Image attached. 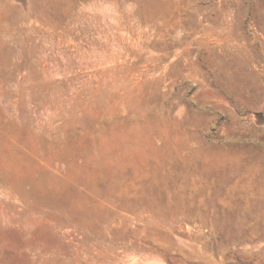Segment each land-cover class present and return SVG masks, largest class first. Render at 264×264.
<instances>
[{"label":"rangeland","instance_id":"374dc122","mask_svg":"<svg viewBox=\"0 0 264 264\" xmlns=\"http://www.w3.org/2000/svg\"><path fill=\"white\" fill-rule=\"evenodd\" d=\"M0 264H264V0H0Z\"/></svg>","mask_w":264,"mask_h":264}]
</instances>
